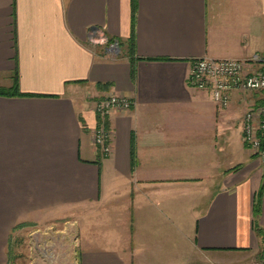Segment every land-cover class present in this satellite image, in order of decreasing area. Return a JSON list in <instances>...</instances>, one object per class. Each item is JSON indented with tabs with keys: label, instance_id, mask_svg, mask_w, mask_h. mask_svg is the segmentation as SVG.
<instances>
[{
	"label": "crops",
	"instance_id": "0c3cea01",
	"mask_svg": "<svg viewBox=\"0 0 264 264\" xmlns=\"http://www.w3.org/2000/svg\"><path fill=\"white\" fill-rule=\"evenodd\" d=\"M92 29L108 45L91 44ZM132 32L131 0H0V90L13 91L18 72L24 95L0 96V264H19L18 234L65 231L67 217L79 264L264 257V160L243 139L264 92L235 90L220 108L188 82L204 58L264 67V0H138L134 80ZM111 95L133 106L108 116L113 151L102 158L96 104Z\"/></svg>",
	"mask_w": 264,
	"mask_h": 264
},
{
	"label": "built area",
	"instance_id": "2783aa9c",
	"mask_svg": "<svg viewBox=\"0 0 264 264\" xmlns=\"http://www.w3.org/2000/svg\"><path fill=\"white\" fill-rule=\"evenodd\" d=\"M89 40L93 45H108L106 35L99 29H92ZM113 56L120 51L119 45L109 46ZM262 62L259 57L252 61L199 59L192 65L188 78L189 86L198 90H209L220 108H228L231 94L235 90L245 93L264 92V67L250 71L251 63ZM133 102L119 95H111L96 104L100 120L94 134L96 147L102 158L112 154V136L107 130V118L115 110L128 111ZM264 131V106L251 107L243 119V139L252 151L261 150L260 133ZM254 264H264V257Z\"/></svg>",
	"mask_w": 264,
	"mask_h": 264
},
{
	"label": "rangeland",
	"instance_id": "374dc122",
	"mask_svg": "<svg viewBox=\"0 0 264 264\" xmlns=\"http://www.w3.org/2000/svg\"><path fill=\"white\" fill-rule=\"evenodd\" d=\"M125 52H128L127 47ZM252 152L264 160L261 150ZM261 214H255V232L264 238V228L257 223ZM17 239L13 254L18 257L19 264H79L77 233L72 217H67L65 231L57 232L47 225H34L18 234Z\"/></svg>",
	"mask_w": 264,
	"mask_h": 264
},
{
	"label": "trees",
	"instance_id": "16d2710c",
	"mask_svg": "<svg viewBox=\"0 0 264 264\" xmlns=\"http://www.w3.org/2000/svg\"><path fill=\"white\" fill-rule=\"evenodd\" d=\"M131 7H132V25H133V32L131 35V38L129 39L127 43V56L131 58V65H132V71H131V76L132 79H135V68H134V61H135V56H136V38L134 34V27H135V19L137 15V10H138V0H131ZM110 85H101L100 88L107 90L109 89ZM0 96H20L23 97L24 95L20 91V85H19V75L18 72L16 73V78H15V87L13 91L8 92L5 90H0ZM262 106H264V101L261 103ZM260 140H261V151L263 153L264 157V131L260 133ZM260 157V155L256 156ZM264 194V175H263V185L261 188V192L258 194L257 202L255 204V214L259 215L261 214L262 211V198ZM260 234V232H259Z\"/></svg>",
	"mask_w": 264,
	"mask_h": 264
}]
</instances>
